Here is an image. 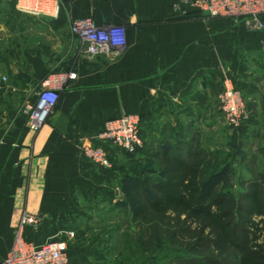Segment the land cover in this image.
<instances>
[{
	"label": "crops",
	"instance_id": "1",
	"mask_svg": "<svg viewBox=\"0 0 264 264\" xmlns=\"http://www.w3.org/2000/svg\"><path fill=\"white\" fill-rule=\"evenodd\" d=\"M57 1V16H36L0 0V27L6 34L29 22L42 33L29 48L22 44L30 38L6 36L12 61L0 59V263L25 213L42 215L38 229L26 227L25 237L43 243L69 230L83 235L90 210L97 218L115 208L121 197L119 165L127 154L97 138L109 119L139 115L145 154L167 143L179 144L188 154L198 148L202 127L214 129L223 121L218 94L229 78L248 109L239 146L258 144L264 164V30L249 29L231 17L206 18L182 0ZM70 12L71 17L88 16L98 25L122 28V55L79 61L69 70L57 58L62 43L67 47L69 41L54 35L70 23ZM69 71L75 76L61 84L47 123L32 130L25 104L37 101L49 76ZM85 141L107 148L116 167L96 166L82 151ZM100 248L68 247V253L75 264H111Z\"/></svg>",
	"mask_w": 264,
	"mask_h": 264
},
{
	"label": "trees",
	"instance_id": "2",
	"mask_svg": "<svg viewBox=\"0 0 264 264\" xmlns=\"http://www.w3.org/2000/svg\"><path fill=\"white\" fill-rule=\"evenodd\" d=\"M181 150L167 143L148 151L147 157L159 156V167L136 157L138 151L128 156L133 166L123 172L116 206L146 231L138 238L139 256L152 248L159 262L264 264V177L245 180L236 195L225 188L230 164L219 168L212 159L205 163L200 150ZM165 234L176 247L162 244Z\"/></svg>",
	"mask_w": 264,
	"mask_h": 264
},
{
	"label": "built area",
	"instance_id": "3",
	"mask_svg": "<svg viewBox=\"0 0 264 264\" xmlns=\"http://www.w3.org/2000/svg\"><path fill=\"white\" fill-rule=\"evenodd\" d=\"M4 1L14 2L16 9L28 15L57 16L59 13L57 0ZM183 2L194 5L198 10L213 17H231L237 21L242 19L248 27L253 29L261 27L260 19L264 15V0H183ZM70 33L81 45L83 57L89 60L117 59L126 46L122 28L98 25L92 17L88 16L78 19L71 27ZM68 76L73 74L49 76L43 81L37 101L35 103L28 101L25 104L24 112L32 130L39 131L47 123L57 105L61 84ZM4 79L7 78L4 77ZM220 109L228 122L237 127L248 118L244 97L229 78L225 79ZM97 138L126 153H136L143 146L139 115L126 113L109 119ZM82 151L96 166L107 171L114 169L111 153L103 145L85 141L82 144ZM42 220L41 214L25 213L23 215L15 229L13 246L0 264H75L69 256V245L66 239H51L43 243L26 239V227L38 229ZM66 236L71 238L75 236V232L66 231Z\"/></svg>",
	"mask_w": 264,
	"mask_h": 264
},
{
	"label": "rangeland",
	"instance_id": "4",
	"mask_svg": "<svg viewBox=\"0 0 264 264\" xmlns=\"http://www.w3.org/2000/svg\"><path fill=\"white\" fill-rule=\"evenodd\" d=\"M183 1V0H182ZM185 5H190L194 8V10L199 11L201 15L205 16L206 18H210L213 16L207 15L201 10H198L196 6L183 2ZM68 15V14H67ZM71 12L69 13V20L70 23L68 25H64L55 33V37H61L68 40L69 44L67 47L64 43H62L63 49L61 50V54H58L57 58H60L61 62L67 64L69 70H74L79 61L86 60L88 63L94 62L95 60L85 59L81 52V45L76 41L75 37L70 33L71 27L74 23L84 17H71ZM87 17V16H86ZM4 20L3 17H0V21ZM239 21H243L240 19ZM261 27L252 30H264V17L262 16L261 19ZM30 23V22H29ZM24 25L23 29L19 30L14 27L10 28L9 31H4L5 28L0 27V59L6 62L10 61L11 59L8 58L6 55V46L4 38L8 35L15 36L16 34L23 35L30 39H26L25 44L22 45L26 48H29L30 45L32 46L31 39L39 36L40 30L34 28L31 24ZM19 31L21 33H19ZM5 32V33H4ZM44 35V34H43ZM60 40H55L56 47H60L61 45ZM65 46V47H64ZM24 57V56H23ZM25 58V57H24ZM23 61V58L20 59ZM12 61V60H11ZM57 63V61H55ZM72 72V71H69ZM75 76V73H70ZM2 75L0 76V78ZM7 76L4 75L3 78ZM226 79V78H225ZM225 79L223 80L222 89L218 94V106L217 110L218 113H222L220 109L221 105V93L225 87ZM30 85V84H29ZM235 85V84H234ZM237 89V87H235ZM239 90V89H237ZM240 91V90H239ZM241 92V91H240ZM242 93V92H241ZM247 108V106H246ZM248 112V109H247ZM217 113V114H218ZM224 115V114H223ZM244 124V123H243ZM243 124L239 127L234 126L228 122L224 115L223 121H217L215 123V128L207 130L203 128V133L199 135V145L196 148V151H201V159H204V162H212L215 161V166L218 165L219 168L228 165V181L225 183L227 190H230L232 193L238 195L242 189H244L247 185V179L250 177L258 180H263L264 177V164L261 161L262 157L260 154V146L255 142H253L249 146H245L242 149L239 146V135ZM206 127V126H205ZM208 128V127H207ZM142 132V129H141ZM146 146V140L143 136V146L141 150L138 151V154H135L136 157L144 158L147 162H150L152 165L153 163L159 167V156H151L148 157L144 153V148ZM150 151V150H149ZM126 153V152H125ZM127 158L124 161H121L119 168V182L122 179L123 172L128 171L130 166H133L128 159L130 153H126ZM134 154V153H133ZM217 161H216V160ZM259 161V162H258ZM218 163V164H217ZM261 163V164H257ZM214 164V163H213ZM114 167H116L114 162ZM118 167V166H117ZM218 168V169H219ZM215 169V168H214ZM213 169V170H214ZM217 170V169H216ZM212 172V171H211ZM245 184V185H244ZM120 189V188H119ZM120 193L121 190H120ZM88 207H90L88 205ZM88 220L86 221L87 228L85 229V233L83 235H78L75 233V236L68 238L65 233L59 234L57 237L58 239H68L69 251L72 250V247H101L102 254L107 259V261L111 264H135L137 260H140L139 264L145 262V264H183L184 261H179L174 259L173 257H168L164 261L159 262L156 258V254L154 253L152 248L145 249L146 254L142 257L139 256V250L137 247L139 246L138 238L140 235H146V231L140 230L138 224H134L131 218V214L125 213L122 207H117L106 210L104 212H99L98 217L95 218L94 209L89 211ZM170 223V221H169ZM171 223L175 225V221L171 220ZM85 228V227H84ZM66 236V237H65ZM181 236L179 235L178 238ZM148 239V236L142 237ZM169 238V239H168ZM135 240V241H134ZM166 246H173L176 247V244H173L170 240V237L165 234L162 237V244ZM174 243H177L174 241ZM173 244V245H172ZM75 249V248H74ZM77 252V251H75ZM71 254V252H70ZM142 257V258H141Z\"/></svg>",
	"mask_w": 264,
	"mask_h": 264
}]
</instances>
